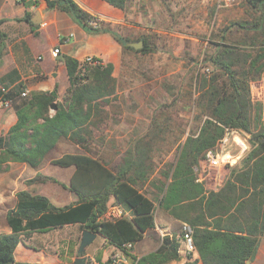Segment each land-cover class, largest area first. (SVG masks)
Returning a JSON list of instances; mask_svg holds the SVG:
<instances>
[{
    "label": "trees",
    "instance_id": "obj_1",
    "mask_svg": "<svg viewBox=\"0 0 264 264\" xmlns=\"http://www.w3.org/2000/svg\"><path fill=\"white\" fill-rule=\"evenodd\" d=\"M46 1L49 8L68 13L88 33H111L124 53L146 55L154 51L147 37L124 36L102 20L92 25L90 21L99 18L76 0ZM106 1L126 10L132 0ZM244 1L248 6L245 16L231 20L219 30L217 39L210 40L213 52L203 66L210 72L196 75L195 104L201 124L179 147L176 163L166 174L169 181L163 182L158 199L160 208L192 229V240L203 264L252 262L264 237V104L253 99L251 89L264 72V0ZM29 16L27 13L24 19L29 21ZM3 21L0 19V59L5 48ZM140 40L144 41L140 49L129 44ZM63 61L70 85L62 98L58 86L52 91H30L28 96L21 95L20 84L11 88L7 97L16 101L17 121L0 135V173L10 162L41 165L62 137L85 148L102 138L116 113L113 108L121 103L114 64L104 62L83 71L77 58L63 54ZM15 74L16 70H12L0 83L12 80ZM175 96L168 105L160 106L148 131L133 135L114 164L99 156L71 152L52 160L61 167H75L70 185L60 182L76 193L75 202L57 206L46 195L27 188L18 190L15 204L6 214L11 231L0 233V264H17L15 251L25 235L69 223L101 235L131 264H168L181 259V237L169 234L154 251L141 257L131 252L149 230L156 228V202L142 187L156 169L153 152L158 138L173 128L174 118L164 111V106L169 109L177 101ZM53 103L56 108L52 112ZM226 127L248 134L251 149L231 166L223 185L210 190L198 180L195 167L205 163L207 152L215 149ZM48 180L59 182L41 174L28 181ZM111 203L121 204L126 214L115 221L105 219ZM187 256L185 264L197 263L192 253ZM120 264L127 263L121 260Z\"/></svg>",
    "mask_w": 264,
    "mask_h": 264
},
{
    "label": "rangeland",
    "instance_id": "obj_2",
    "mask_svg": "<svg viewBox=\"0 0 264 264\" xmlns=\"http://www.w3.org/2000/svg\"><path fill=\"white\" fill-rule=\"evenodd\" d=\"M217 3L218 0H132L126 8L130 20L124 28L125 32L133 38H149L154 47V51L146 55L132 51L124 53L127 62H131L138 71V75L134 76H139L145 82L153 80L154 83L157 82L158 85L161 84L166 89L167 85H171L172 89L173 86L175 87L176 96L174 100L177 101L171 104L169 109H166L168 107L165 106L172 99L160 102L161 107L165 105L164 111L172 114L174 118L173 128L158 138L153 152L156 169L142 187V190L155 200L157 206L156 218L159 220L166 221L171 219L167 216H172L158 206V199L161 194L160 188L163 182L169 181L166 174L171 172L176 163L179 147L189 134L198 130L201 124L197 117L199 110L195 104L197 96L195 93L196 75L199 72H205L203 68L205 58L213 52L210 40L217 39L219 30L231 20L243 18L245 10L248 9L244 0H237L234 4L221 8L218 7ZM157 61L160 67L152 71V65ZM121 77L122 73L120 72L118 77L120 78L118 83L119 98L124 86ZM66 90L60 96L61 98ZM160 95L158 93V97ZM148 108L146 105L139 110H130L128 116L124 119L122 104L120 103L118 107H114L113 110L116 113L109 120L107 128H104L102 138L91 143L90 148L75 145L70 140L64 139L48 153L42 164L37 167L23 162H10L9 167L0 173V233L9 232L10 230L6 214L8 209L14 206L16 193L20 189L29 188L34 193L46 192L54 203L64 205L72 202L70 199L62 201L58 199V194L63 189L58 178H68V174L65 173L67 169L53 164L52 160L60 157L64 152H73L99 156L107 163L114 164L134 134H143L148 131L149 127L145 129L146 126H149L148 122L143 118L145 114H148ZM128 129L129 133L125 134V130ZM140 131L141 133H139ZM250 149L251 144L242 156ZM233 153L237 157L239 156L238 149L234 148ZM231 168V166L212 168L206 163L200 162L195 167V172L198 180L202 181L207 189L218 190L229 175ZM40 174L52 176L58 179L59 182L48 180L46 182L35 181L30 183L28 181L37 178ZM70 181H67L69 185ZM74 194L77 197L75 192ZM172 218L175 217L172 216ZM184 226L185 224L180 220L170 226L172 235L181 237L180 251L185 247L181 235ZM25 237L27 236L25 235ZM163 237L162 235L157 237L156 233L150 231L139 244H136V247L131 249V252L144 253L151 251L160 242L162 243ZM98 247L106 248L108 255L113 258L123 259L126 256L122 251L108 243H100ZM183 252L189 254L185 249ZM16 258L35 262L42 261L46 257L38 248L31 249L20 244L16 248ZM46 259L51 260L52 258L47 257ZM21 263L18 262L17 264ZM249 264H264V237L261 238L256 258Z\"/></svg>",
    "mask_w": 264,
    "mask_h": 264
},
{
    "label": "crops",
    "instance_id": "obj_3",
    "mask_svg": "<svg viewBox=\"0 0 264 264\" xmlns=\"http://www.w3.org/2000/svg\"><path fill=\"white\" fill-rule=\"evenodd\" d=\"M32 1L34 0H0V19L4 20L1 24V31L5 34L4 54L0 59V79L12 70H16L12 80H7L4 84L0 83V86L11 89L16 88L20 84L22 91L28 90L29 92L33 90L52 91L58 86V92L61 96L70 83L66 64L59 56L62 55L63 57V54H67L82 61L86 55H95L101 58L103 62H112L114 64V75L117 78L120 76V72L122 73L121 79L124 86L121 91L120 101L124 107L122 113L124 114V119L128 116L130 110H139L147 105L149 107L148 114H145L143 118L150 126L153 116L158 115L160 102L170 101L173 98H171V95H175V87L173 86L172 89L171 85H167L166 89L163 85H158L157 82L154 83L153 80L145 82L139 76H134L138 75V71L131 62H127L122 45L111 33H88L68 13L59 9L49 8L46 0H37L38 2L36 3H30ZM76 1L81 7L96 15L106 24L118 28L124 36H130L124 29L130 20L126 10L115 7L106 0ZM27 13L30 15L29 21L24 19ZM54 48H60V53L57 57L52 54ZM158 63L157 61L152 65V71L160 67ZM119 79L118 83L120 82ZM158 93L161 94L160 97H158ZM15 102L13 101L8 108L0 107V135L6 134L9 128L17 121ZM124 119L122 118L123 121ZM149 126H146L145 129ZM128 133L129 129L125 130V134ZM64 139L70 140L67 137H62L57 145ZM73 144L78 145L74 142ZM63 168L67 169L65 173L68 174V178L61 177L63 179H58L62 183L69 185L67 181L71 180L75 167L68 166ZM62 187L63 189L58 194V199L61 201L70 199L75 202L77 197L74 196V192L63 185ZM39 193L51 199L46 192ZM52 202L54 203V201ZM72 202H68V204ZM54 204L63 206L60 203ZM167 217H171L172 220L163 221L156 218V228L149 230L144 238L150 231L156 233L157 237L159 235H162V237L167 234L172 235L170 226L177 223L178 220L170 215ZM83 232L84 230L77 223L51 228L45 232H34L25 237L20 244L26 245V247L31 249L38 248L46 258L50 257L52 259L44 258L42 261L35 262L23 261L16 258L15 251L16 262L74 264L80 256L79 246ZM139 242L137 243L139 244ZM100 243L104 244L106 242L104 237L98 234L84 251L83 255L87 258L86 264H120L121 260L131 264V261L126 256L123 259H115L113 262L108 261L111 258L108 255V250L104 247H98ZM160 243L151 251L156 250ZM136 244L134 247H136ZM184 249L185 247L180 251L182 253L181 259L171 261L168 264H185L189 258L187 254H184ZM151 251L144 253L132 251V253L141 257ZM192 259H197L196 264H203L197 251L192 253Z\"/></svg>",
    "mask_w": 264,
    "mask_h": 264
},
{
    "label": "built area",
    "instance_id": "obj_4",
    "mask_svg": "<svg viewBox=\"0 0 264 264\" xmlns=\"http://www.w3.org/2000/svg\"><path fill=\"white\" fill-rule=\"evenodd\" d=\"M236 0H218V7H226ZM100 19H92L90 23L96 26ZM65 40V39H64ZM60 53V48H54L52 50L53 56L57 57ZM81 66L83 71H86L87 67L103 64V60L95 55H86L81 61ZM206 72H210V68H205ZM252 97L254 100L263 102L264 104V72L259 80L254 81L251 85ZM11 89L5 86H0V107L8 108L12 105V99L8 98V94ZM29 94L28 90H23L21 92L22 96H27ZM245 134V135H244ZM237 129H232L229 127L225 128V134L223 138L218 142L217 146L213 150H209L206 154L207 158L205 160L206 165L212 168H220L234 165L242 154L249 148V135ZM239 150V156L233 153V149ZM126 214L123 206L121 204L111 203L108 207L104 218L107 220L115 221ZM183 241L185 243V250L188 253H193L196 251L193 240H192V229L185 225L184 226V236ZM128 246H131L129 243ZM117 260L120 258H116ZM122 259V258H121Z\"/></svg>",
    "mask_w": 264,
    "mask_h": 264
},
{
    "label": "water",
    "instance_id": "obj_5",
    "mask_svg": "<svg viewBox=\"0 0 264 264\" xmlns=\"http://www.w3.org/2000/svg\"><path fill=\"white\" fill-rule=\"evenodd\" d=\"M131 46H133L135 49H140L144 45V41L140 40L138 42H130ZM60 59H63L62 55L59 56ZM51 108L54 110L56 108L55 103L51 105ZM96 233L91 232L88 229H85L83 232L82 240L79 246V253L80 256L76 259L74 264H86V256L83 255L84 251L86 250L87 246L90 245L93 240L96 238ZM250 260H247L245 264H249Z\"/></svg>",
    "mask_w": 264,
    "mask_h": 264
}]
</instances>
